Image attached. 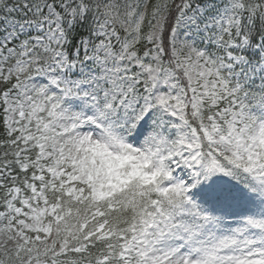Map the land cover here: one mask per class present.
Listing matches in <instances>:
<instances>
[{
  "label": "snow or ice",
  "instance_id": "1",
  "mask_svg": "<svg viewBox=\"0 0 264 264\" xmlns=\"http://www.w3.org/2000/svg\"><path fill=\"white\" fill-rule=\"evenodd\" d=\"M0 264H264V0H0Z\"/></svg>",
  "mask_w": 264,
  "mask_h": 264
}]
</instances>
